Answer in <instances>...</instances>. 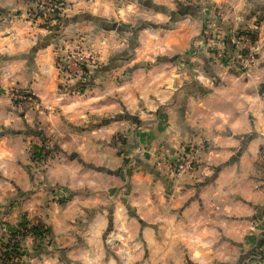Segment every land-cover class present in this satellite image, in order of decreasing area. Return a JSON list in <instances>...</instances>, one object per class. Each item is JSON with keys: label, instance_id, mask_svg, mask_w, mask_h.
Instances as JSON below:
<instances>
[{"label": "crops", "instance_id": "1", "mask_svg": "<svg viewBox=\"0 0 264 264\" xmlns=\"http://www.w3.org/2000/svg\"><path fill=\"white\" fill-rule=\"evenodd\" d=\"M64 1L66 17L125 10L116 0ZM209 3L222 8L227 28L258 29L257 10L264 19V0ZM26 10L24 0H0V234L25 217L49 236L24 244L25 264H261L247 256L264 218L261 29L257 60L241 71L193 39L191 16L154 31L155 39L141 31L132 49L125 39H107V59L132 56L76 93L59 84L64 39L51 38ZM71 21L63 32L83 26ZM157 54L166 57L152 62ZM115 134L131 138L126 149L133 143L140 156L123 164L128 155L110 142ZM41 145L43 167L31 158ZM186 145L202 147L199 163L177 178L153 160L156 151Z\"/></svg>", "mask_w": 264, "mask_h": 264}, {"label": "rangeland", "instance_id": "2", "mask_svg": "<svg viewBox=\"0 0 264 264\" xmlns=\"http://www.w3.org/2000/svg\"><path fill=\"white\" fill-rule=\"evenodd\" d=\"M52 1L54 0H24L27 4L26 16H28V20L37 23V26L40 28L48 30L49 33H51V38L59 35L58 39H64L63 43L57 46V51H59L57 53V59L58 54L63 49H67L69 51L84 50L91 51L93 53L94 61H89V65L93 66L91 68V77L84 82H73L74 84H71V82L64 85L66 90H72L76 93H78L80 86H83L91 81L92 76L98 71L110 70V68H114L115 65L124 64L123 62H126L132 56L131 51L128 50L124 54L116 55L114 59H107V54L102 49L103 45H105L104 48H107V39H125V43L129 45V49H132L133 44L141 31H147L149 33L148 38L150 37L151 39H155L156 37L152 34L154 31L157 33L165 32L164 28L166 26L167 28L171 27L170 29H175L174 27H176L178 23L177 20L182 17L191 16L195 19L194 22L196 26L198 25V27L197 35H195L193 39H202L206 46V50L210 54L214 55L216 62L226 64L240 71L241 69L238 64L237 54L247 53L248 48L250 49L251 47L257 60L258 52L254 48L253 44L254 39H258V36L260 37L258 33L259 29H261L262 38L264 39V19L260 16L262 11L257 10V13L254 14L255 18L253 19V23L258 24V29L248 26L227 28L222 25V18L220 17V11L222 8L218 6H211L209 0H170L169 4L159 3L154 0H116L120 6H123V9L125 8V10H123L124 12L115 10L113 11L114 13L110 12L105 13L104 15H97V13L95 14L90 11L77 12L75 16H72L73 18L65 16L66 3L64 0H57L62 3V8L60 10L51 6ZM88 2L90 1L88 0ZM127 5H130V8H127ZM204 7L209 8L205 11L203 10ZM75 18L83 22V26H79V28H72V32L70 33L63 32L64 25L72 19L75 20ZM71 23L73 22L71 21ZM84 26H87L88 29H84ZM241 37L249 39V44L248 42V45L246 44V46L237 44V39H241ZM221 45H223V50ZM104 52L105 55H103ZM157 55L158 56H156L152 62H158L161 58L166 57L161 54ZM117 56H120L118 57V59L120 58L119 60L117 59ZM57 59L56 63L58 62ZM14 96L16 97V95ZM135 130L138 131L139 128L136 127ZM128 139L131 138L123 136V134H115V136H113L110 140L111 143H115L117 141L122 145L120 149L118 148V151L128 155L127 157L123 156V164L126 165L130 162V159L140 156L139 153L142 152L133 150L137 147V145H133V143L130 144V146L133 147L132 150H127V146L125 145L128 143ZM45 145L49 146L51 149L53 148L54 150L58 146L57 143L54 142H47ZM40 147L43 148V151H40ZM40 147L34 149V153L37 154L36 157L34 156V160L36 159L37 162H40L41 167H43L42 163L45 164L44 160L47 155V148H44L42 145ZM180 147L176 148L175 151H177ZM48 151L50 152L51 150L48 148ZM154 151L155 149L152 153ZM156 153L162 152L156 151L155 154ZM32 157L33 151L31 152V158ZM80 157V155L74 154L71 158L77 161H82ZM151 158L153 159V157ZM153 160L158 161L155 159ZM164 165L167 169V165L165 163ZM17 224H6L2 234H0V250L2 251L0 260L8 261V263L16 261L25 264L27 261V253L24 250V244L27 242H33L34 245H37V243L38 245H42L47 242L49 236L45 233L43 239L39 240L31 231V227L35 226L34 224L28 223L24 230L17 227ZM7 226L13 227L14 230L12 231V229H9ZM257 226L259 227V230L255 231V239H258L259 241V236L262 234L263 243L259 248H257L258 252L253 259L261 264H264V218L259 220ZM253 249L254 247L247 253L248 257L255 255L252 254Z\"/></svg>", "mask_w": 264, "mask_h": 264}, {"label": "built area", "instance_id": "3", "mask_svg": "<svg viewBox=\"0 0 264 264\" xmlns=\"http://www.w3.org/2000/svg\"><path fill=\"white\" fill-rule=\"evenodd\" d=\"M61 4V2L54 0L52 1L51 6L60 10L62 8ZM236 42L237 44L246 46L247 42L249 44L250 40L241 37V39H237ZM222 47L223 45H221V48ZM237 60L241 70H246L251 67L256 60L252 48H248L247 53L237 54ZM57 61L60 78L59 84L64 88L66 83L72 82L71 84H74L78 82H84L91 77V68L93 66L89 65V61H94V55L91 51H69L67 49H63L58 54ZM15 95L17 98H27V95L23 93L16 92ZM201 148L202 147L199 145H186L184 147L181 146L173 154L156 153L154 154V158L158 161L164 162L167 165V171L171 177H179L180 175L193 170L194 167L199 163L198 155ZM139 150L140 149H137L136 151ZM1 252L2 251L0 250V257Z\"/></svg>", "mask_w": 264, "mask_h": 264}, {"label": "trees", "instance_id": "4", "mask_svg": "<svg viewBox=\"0 0 264 264\" xmlns=\"http://www.w3.org/2000/svg\"><path fill=\"white\" fill-rule=\"evenodd\" d=\"M34 149H36V147H33ZM41 148V147H40ZM35 150H33V157L32 159L34 160V158L36 157L37 154L34 153ZM40 151H43V148L40 149ZM35 156V157H34ZM36 160V159H35ZM28 220L25 219V217H21V220L19 221V223L17 224V227H19L20 229H25V227L28 225ZM9 229H12V231L14 230L13 227H10V226H7ZM31 231L33 233V235L38 238L39 240H42L43 239V236H44V233H47L48 232V229L44 228L42 225L38 224V225H35L33 227H31ZM263 236L260 237L259 241L257 242V245L254 247V249L252 250V254H255V255H252L253 257L256 256L257 254V248H259L262 243H263ZM255 251V253H254Z\"/></svg>", "mask_w": 264, "mask_h": 264}]
</instances>
